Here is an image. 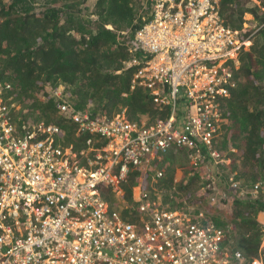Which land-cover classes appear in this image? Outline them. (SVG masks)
<instances>
[{
    "label": "built area",
    "instance_id": "built-area-1",
    "mask_svg": "<svg viewBox=\"0 0 264 264\" xmlns=\"http://www.w3.org/2000/svg\"><path fill=\"white\" fill-rule=\"evenodd\" d=\"M147 1L152 16L132 40L145 59L127 66L142 63L131 88L141 85L159 107L169 105L166 118L132 121L124 111L93 117L74 109L58 87L56 108L87 135L77 148L60 143L55 125L39 121L19 130L0 98V264H264V234L250 260L231 254L222 245L223 228L200 224L203 211L167 209L140 182L133 187L137 221L124 220L120 205L102 197L105 187L122 196L131 170L171 148L220 156L214 147L223 124L220 101L240 85L234 71L256 30L226 26L220 0Z\"/></svg>",
    "mask_w": 264,
    "mask_h": 264
},
{
    "label": "trees",
    "instance_id": "trees-1",
    "mask_svg": "<svg viewBox=\"0 0 264 264\" xmlns=\"http://www.w3.org/2000/svg\"><path fill=\"white\" fill-rule=\"evenodd\" d=\"M255 1L219 3L226 26L244 30L246 13L256 22L255 28H248L247 33L256 30L234 71L241 83L220 101L223 124L214 144L220 159H212L204 148H199L201 157L195 159L190 154L196 148H171L154 158L151 167L131 170L122 183V196L109 187L101 190L110 206L122 204V215L131 221L140 216L132 190L140 176L142 189L159 196L167 209L205 206L216 225L231 224L221 227L222 245L231 254L240 251L247 260L257 254L264 234V216L258 218L264 215V0ZM151 16L147 0H0V96L10 122L19 130L22 124L39 121L55 125L62 132V145L84 147L87 135L76 133L71 118L56 108L54 90L59 86L74 109L93 117L124 111L132 121L166 118L169 105L159 107L141 85L131 88L142 63L127 66L132 59H145L132 40ZM180 99L177 111L182 114L185 98ZM207 161L214 168L209 177L200 170ZM230 177L247 190L244 196L231 187ZM210 185L215 187L212 199L217 204L206 199ZM202 187L208 188L205 194L199 193Z\"/></svg>",
    "mask_w": 264,
    "mask_h": 264
},
{
    "label": "rangeland",
    "instance_id": "rangeland-1",
    "mask_svg": "<svg viewBox=\"0 0 264 264\" xmlns=\"http://www.w3.org/2000/svg\"><path fill=\"white\" fill-rule=\"evenodd\" d=\"M255 1V0H254ZM256 2V1H255ZM251 21L253 22V23H251ZM255 20H254V16L252 15V14H249V13H246L245 15H244V22H243V26H249V25H251V26H253V25H255L256 24V22H254ZM250 43H251V39H250ZM249 47V46H248ZM247 50V49H246ZM59 88L60 89H62V91L64 92V96L67 98V95L65 94V91H64V89H63V87L62 86H59ZM0 98L2 99V97L0 96ZM3 100V99H2ZM196 157H198V158H200L201 157V155H198V154H190V158H192V159H195ZM154 159V158H153ZM153 159H150L148 162H145L141 167L142 168H147V166L148 167H151L152 165H151V162H152V160ZM218 159H220V156L217 158V159H215V160H218ZM226 162H229V160L228 159H226L225 160ZM200 170L201 171H203V173L204 174H206V177H209L210 175H211V171L213 172L214 171V168L212 167V164H211V162L210 161H207V163H206V165H202L201 167H200ZM156 172L152 169L151 171H150V175L154 178V177H156ZM180 177V175H177L176 176V178H179ZM153 181V180H152ZM139 182L141 183V176H140V180H139ZM212 184V183H211ZM151 185H153V184H151ZM154 188V187H153ZM141 189H142V187H141ZM157 188H154V190H156ZM206 189H208V188H205V187H202L201 189H199V193H202V194H205L206 193ZM133 190V189H132ZM214 191H215V187H214V185H210V191L208 192V194H206V199L208 200V202L209 203H212V201H213V203L212 204H217L212 198H214L213 196H214ZM158 195V194H157ZM186 195H188V194H186ZM159 197V196H158ZM157 198V197H156ZM158 200H160L161 201V199H160V197L159 198H157ZM120 207H121V209H124V207L122 206V204H120ZM125 208H127V207H125ZM188 208V210L187 211H203L204 212V217L203 218H198V220H199V222H200V224H202V225H206V224H208V223H213L214 225H215V227H222V226H228V227H231V224H228V223H223V224H220V225H216L213 221H211V219L207 216V212L209 213V211H208V209L205 207V206H190V207H187ZM177 211H183L182 209H176ZM261 217V216H260ZM261 219H262V217H261ZM124 220H125V218H124ZM213 225V226H214Z\"/></svg>",
    "mask_w": 264,
    "mask_h": 264
},
{
    "label": "crops",
    "instance_id": "crops-1",
    "mask_svg": "<svg viewBox=\"0 0 264 264\" xmlns=\"http://www.w3.org/2000/svg\"><path fill=\"white\" fill-rule=\"evenodd\" d=\"M260 216L262 217V216H264L263 214H260L259 216H258V218H260Z\"/></svg>",
    "mask_w": 264,
    "mask_h": 264
}]
</instances>
